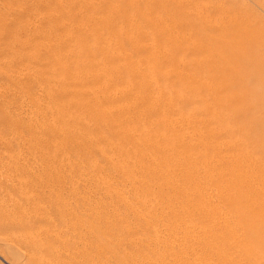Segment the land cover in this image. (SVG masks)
Instances as JSON below:
<instances>
[{"label":"rangeland","instance_id":"1","mask_svg":"<svg viewBox=\"0 0 264 264\" xmlns=\"http://www.w3.org/2000/svg\"><path fill=\"white\" fill-rule=\"evenodd\" d=\"M154 1L156 0H127V2L126 0H0V27L2 29H5L1 31V28H0V111H1L0 112V128H1L0 129V142H2L3 144L12 143V147L15 150L14 154L16 156L18 155L22 156V158H20V156H18V158H12L10 157V155L6 154L5 157H9V160H7L5 165H0V209L4 205L6 206L8 203L10 205L13 203L11 201L9 202L10 196L12 197L11 192H8L7 189L4 190V184L6 182L7 183L11 182L10 179L7 177L8 168L11 165H19L23 167V165H26V164H28L27 173L30 175L32 180H34L35 178H40V177L44 178L46 177V175H50V178L53 181L56 180L57 183H59V180H60V183L61 181L62 182L66 181L67 189L66 190L63 189L65 192H63L62 190L58 192L57 196L55 197L56 202H60V204L61 203L64 204V205L62 204L64 207L62 208V211L66 213L72 212L76 209V211L80 210L81 213L83 214L85 213V215H88L90 210L100 209V207H104V205H106L109 212H112V211L119 212L120 210H121L120 212H125L126 210H129V209L154 208L156 204H157L156 207H160L164 203H167V196H163L162 199L159 197H156V199L150 203H146L145 197L140 196L139 191L140 190L144 191V188L141 186L146 185L148 182H151L152 178H156L157 176L160 177L161 175H155L154 171L148 166V163L149 162L152 163L153 161V158H152L153 156L151 154L145 153L142 149H141V152H137L136 150L137 145L135 142H133L134 141L133 139L127 140L122 134L118 132H114L112 130V129H115L117 124H115V122L113 121L111 117L109 116H105V118L103 117L105 119L104 120L105 125L107 124L106 126H97V124H102L100 121H96L92 123L93 125L92 131H89V129L85 127H78V126L73 127L74 125L73 123L71 124V121H70L71 126L67 122L66 126L63 129L56 128L57 131H52L54 130V127L48 124V120H51V122L53 121V124H55V122L56 124H58L59 123L58 117L60 113L57 115L52 114L53 108L55 106L53 102H51L49 98L47 97L46 100H48L49 102L45 100V102H43L42 104V101L44 99H42L41 101L43 112L45 111V113H47L46 118H43L41 116L40 117L41 119H39V122H36L34 124H31V122L28 121L33 116L41 112L39 111L40 108L38 107V104H37V100H38L37 96H39L40 93L46 94L47 92L50 91V89L52 91V88L54 86L56 87L59 86V83L58 84L56 83V78L54 77L53 73L60 66L63 65L65 68L67 64H71L73 62L71 59L72 54H79V55L81 54L85 56L86 53L91 51V49L89 50V47L92 48L98 45L97 47L100 48V45L104 41L100 40L99 43H96L94 41H96L99 38L108 37L110 31L111 30L114 31L117 28L122 27L121 29H123L124 31L123 37L125 40L128 39L130 41L131 39L130 37H132V39L134 40L132 39L131 40L134 43L138 42L139 45L141 44L140 46H145V42L147 43L148 40H149L148 45L150 44L151 38H152L151 39L152 41L153 39L158 38L162 35V30H161L162 25L161 24L163 23L164 19L168 21L169 24L173 22L174 25L172 24L171 25L174 27V29L177 27V25L180 26L178 27L179 29L176 28L178 31L176 30L175 32V30L170 25V27L174 31L173 32L174 37L170 39L171 42L167 40L165 42H161L160 45L157 44L155 47V48L159 47L157 50L162 53L163 51H166V52L168 51L167 53H168L169 58L172 55V58L174 59L173 61L175 62V63L173 62L172 64H174L175 68H177L176 64H180V63L185 64L187 62H193V63L203 62L205 64L206 63L205 61L208 60V57L206 56V54L202 52L207 51L206 53H209V54L215 53L217 55V59L219 63L221 64L220 69L222 71L220 72V74H217V76H219L218 78L221 79V81H223L222 83L225 84L223 85V88L225 89L224 90L222 89V90L224 91V93L231 94L233 96V100L235 99L234 101L229 103V106L226 105L225 109H223L221 112H216L215 114L212 111H209V106H207V104L206 105L204 104L205 102L204 94H201V96H196V95L191 96L190 93H192L191 91L192 87H190L189 85H186L185 87L178 86L175 84V79L173 78L170 84L171 86H173L172 87L173 91L179 90V92L183 93L184 95L187 94L186 96L187 98L184 99L183 102H180L181 106L178 103L179 101L176 103L179 108V111L177 112V114L179 113L178 117L180 118L181 116L183 119H185L183 116H186L189 119H191L192 117H195L192 114L194 115L197 114L198 116L195 117V119L196 118L198 119L200 117V118L205 119L207 122H210L211 124H213V127L214 129L215 128L217 129L215 130L217 131V134H218V138H217L218 142L216 145L224 146L227 149L229 146H232V143L234 140L241 142L240 136L238 134V130L240 127H242V125L246 123L254 122V123H257L260 127L263 126L262 128H264V120L262 119V116L260 112L258 111V106L261 105V102L264 99V88L257 86L258 83L254 84V83H249L247 81L235 84L236 78L235 76H232L234 72H237V70L251 69L250 66H252V64H250L248 57L249 55L253 57V54H255L254 51H258L259 53L264 54V5H263L264 0H223L225 1L227 6H234L235 8H238L236 9L237 11H240V12L242 11L241 13L247 15L245 16L244 19H246V22L250 25V28L252 26L251 29L253 31V34L250 35L249 37V40H248L249 43L246 46L244 47L234 46L233 49L232 48L229 49L230 51L225 50V49L223 50L219 46L218 43L216 45V42L225 43V42L231 41V37H228L227 35H225L224 32H220L216 30L215 32L211 31L212 29H209L210 27L201 28L200 30L198 29V25L196 24L194 20H191V19L183 20L179 17L177 18L175 16L170 15L167 10H165L162 13L158 9L163 0H157L159 1L158 2L159 5L157 4L158 6L156 5L157 2H154ZM208 1L209 0H201V2L203 3H207ZM127 4L128 6H126ZM147 5L152 14L150 15L151 18L150 17L149 18L152 19L154 17L153 18L154 20L155 18H156V21L158 19L157 22L156 21L152 22L153 19L150 21V19H147V17L145 18L144 14L142 16L141 10L144 6H147ZM215 5L216 4H212L211 6L215 7ZM223 5L225 6V4ZM246 11H250V12L246 13ZM139 12L141 14L140 16L138 15ZM155 14H158L159 16L155 17L154 16ZM128 15L130 16L128 17ZM215 15L216 14L211 15V17L214 18ZM134 16H135L134 22L136 21L138 22V19H139V23H140V25H138L136 22L135 23L136 27L139 26L140 28L138 27V29H140V31L141 30L143 31L145 29L144 31L147 34L145 32L143 33L142 31L140 32L139 37H135L134 35L135 33L132 34L135 28L131 26L133 19L132 20H129V19H131L132 17L134 18ZM126 18H128V20H126ZM215 18H218V15ZM100 22H103V25L98 27V24ZM127 23H130V24H127ZM152 23L153 24L158 23L159 25L157 24L158 27H154L152 26ZM175 24L177 25L175 26ZM128 26L130 27L132 32L130 31ZM141 27L143 29H141ZM187 27H189V29ZM89 28H90V33L88 37L89 38L93 37L92 40H89L87 38L81 41L80 40L82 37L81 30L89 29ZM209 31L213 32V34ZM236 31H238V28L236 29ZM99 32L101 35L99 34ZM148 33L151 35H149ZM255 33L257 35H254ZM142 34L145 37H143ZM176 34L177 36H180V37L182 35L181 37L182 41L180 40L179 37L176 36ZM232 36H233V40H235L236 35L234 32ZM255 36H260L261 39L259 41H254ZM111 37H112L111 39H115L116 36H114V34L112 33ZM187 37L190 39H188ZM186 38L188 39V41H186ZM175 39H176V42L177 40L178 42L179 41L183 42V44L182 43L181 44L183 47L188 49L187 52L184 53V52L173 51L174 50L173 43ZM84 43H85V46L83 45ZM198 43H199V46H198ZM250 46H252V48ZM206 48L207 50H205ZM192 49H196V53H198L199 49L202 50V52H200L202 55H199V56L198 55L195 56L196 54L192 55L193 53ZM166 52L164 53L166 54ZM229 52H230V55L229 57H227L226 55ZM156 55H159V54H156ZM224 55L225 57H223ZM54 57L57 59V62H54V59H55ZM114 57H113V53H110V52L105 53V58L108 62L104 63V66L106 67V70L104 72V74L105 73L106 74L104 75V77H108L110 74L115 76L117 72H118L117 73L118 77L121 75L125 76L126 74L130 73L129 71H125L126 69L123 66V64L122 66L120 65L122 69L117 68V67H120L118 64L120 60H117L116 58L114 60ZM46 58L47 60H45ZM226 58H227V61H225ZM50 62L53 65L51 68H49V66L51 65L49 64ZM82 63L81 64L84 65V68L82 69L90 71V73H92V71H96L95 69L96 67L94 66L95 64L90 63V61L84 60ZM108 63L110 65V68L108 66ZM149 66L151 65H148L146 69L147 70L151 69L156 72L155 74H157L160 78L159 82H160V87L162 89L163 88V77L167 74L165 72V67L164 69H160L158 67L152 68ZM255 68L258 69V71H264V59L262 61L258 60L257 66ZM120 71H122V73H120ZM173 72L175 71H172V73ZM199 72H201L199 69L192 70L188 68L187 75L189 77L192 76V78L194 79H200L202 77L205 79L208 78L209 80L210 78L212 79L215 77L213 75L207 76ZM262 74L264 75V73ZM68 76L69 75H67L66 73L62 77L63 80H62V83H60V86L63 87L65 83L66 84L68 83V80H69ZM131 80L132 79L130 76L126 78L125 80L121 79L120 81L113 83L117 91L115 90V92H113L111 96H114L116 93L119 94V92L122 93L121 89H124L125 87H127L128 84L129 86H131L130 82H132L133 86L136 89H138L137 91L140 92V93L136 92L137 94L144 95L146 93L149 96L150 94L149 91H151L152 89H149L148 91V89H146L143 85L141 86L139 83L135 84ZM123 83L125 84L127 83V84L125 85ZM38 85H40L41 88ZM80 89L81 88L78 87V90ZM124 91H123L124 93H122L120 97L124 96V94L126 93V89H124ZM71 96H72V92L68 90V93L66 91V92L61 93L59 96H57V101L59 100V102L62 101V102L69 104L71 101L70 99ZM189 98H191L190 101H188ZM127 100L129 99L123 98L122 103L124 101L127 102ZM77 101L79 102V99ZM147 101H148V105H145L144 107H142L141 108L142 111L140 110L139 114H137V117L135 116L137 120H139L138 115H139V118H141L140 116L143 114L144 108L146 110L150 108L148 106H150L151 103L149 102L151 101H149L148 99ZM195 101L198 103L196 104ZM199 102H201V104ZM120 105L122 104L120 103ZM182 105L184 106V108ZM228 109L229 111L227 112ZM89 111L90 110H87L86 107L80 108V110L77 111L76 118L81 117V119H83L84 117V120L87 122L88 118L86 117ZM145 111L141 119L143 122L142 123L143 126L142 125L140 126V129H139L140 131H138V134L140 133L150 134L152 130L151 125L148 123V117L144 116V115H147ZM170 112H171L170 117L172 119L170 118V120L169 121L167 120V121L168 122L170 121L179 122L177 120L178 117H176L177 115L174 116L172 113L173 111H170ZM200 113L201 114L203 113L204 115L203 114L201 115ZM5 115L6 116L8 115V118L10 120L8 124L6 125L3 124V121L6 120L7 118ZM215 116L217 117L216 118L217 120L215 119ZM144 117L145 118L147 117V118L145 119ZM195 119L192 118L191 120L193 121ZM218 120L224 121L223 126H221V124H218V122L216 123V126H215V123L213 122H216ZM19 121L20 122L24 121V123L22 122L20 123ZM39 124L41 125L40 127H39ZM190 126L191 125L189 123H186L185 129L186 127L187 129L188 128L190 129ZM219 126L221 128H219ZM252 126H253V129H255V126L254 125ZM72 127L74 128V130L76 129L78 134H81L80 137L85 136V135L88 136L90 135V133L95 138L97 137L95 140H93L95 141L94 146L98 148L99 150L101 148L102 150H105V151L104 153L96 152L95 154L94 152L93 153L91 152L92 154L91 153L85 154L86 152H84L83 148H81V150L77 149L76 151H74L76 154L75 156H77V158H75V156L73 158V155L72 156L69 155L70 157H65V159H63L59 163V169H53L52 164H51L52 159L58 156V152L61 148L67 147L68 145L71 144V143L70 144L67 143L68 139L66 137L70 136V134L68 133H70V131H73ZM93 128L96 130H99V129L101 130L100 132L99 131L95 132ZM189 129L186 130L185 132V138L191 137L190 135L191 133ZM227 129H229L228 131L230 133L227 132ZM253 129L251 132L246 133L249 139L245 137H241V139L250 140L251 142L254 139V142H257V148L252 150L250 149V146H248L242 151H240L239 153L236 152L230 155L229 157L230 159L233 156H238V157L245 156L246 157L248 155L252 159L251 161L253 163L255 161H256L255 163H257L258 161L264 159V135L260 136L261 137L260 138L258 134L255 135V131ZM63 131H65V133H63ZM127 132L129 131H126V133ZM129 133H132V131ZM235 133L236 135H234ZM59 134L61 135L60 139L62 141L59 140L58 138L60 136ZM221 134H224L223 136L225 135L227 136L223 137ZM51 136H53V138H51ZM112 136L114 137V139ZM219 136L220 137L222 136V137L220 138ZM256 136L259 138L255 139ZM108 137H110V139ZM6 139L8 140L7 142H6ZM162 139L163 138L156 137V140L158 141H163ZM230 139H232V141ZM98 141H100V143ZM97 143L99 144L98 145L99 147L97 146ZM85 144L91 145V142L89 141ZM148 144L147 146L144 145L143 143L141 145L146 148L153 147L151 143H148ZM69 147L70 149H72V144L71 146H68L67 149H69ZM237 148L238 147H236V149ZM224 151L225 150H223L222 152ZM4 152H5L4 150H1V153H4ZM131 152H134L133 157L128 156L130 155ZM180 157H181L180 154L174 153V155L170 158L171 160L170 159L168 160V163L171 162L172 164H174V166H176L175 168L176 170H174L175 176H173V178L176 177V171L179 170V168L182 169V164L187 162V160L184 159L183 157L180 160ZM47 162L49 164V167L47 166L48 165ZM158 163L159 162L156 161V165ZM75 165L76 167H74ZM100 165L105 168L104 172L100 170ZM73 167L74 169H72ZM261 168L262 169H259L260 174L259 173L258 174L261 175L263 173L264 175L263 166H261ZM121 169H123L124 172H122ZM196 169L198 170V172L200 171L202 173H206V171H203L199 168H196ZM47 172H50V173L52 172V173L50 174ZM200 172L199 174L202 175V173ZM55 177H57L59 180H57V178ZM149 177H150V181H148ZM63 179L65 180L63 181ZM70 179L72 182H74L75 185L72 182H69ZM179 179L182 180L183 178H179ZM68 183L71 187L67 185ZM206 184H207V187H206L207 194L219 195V193H217L214 190L213 185L210 182H207ZM257 184L258 183L253 184L252 187L249 189L248 196L250 198H252L254 195L253 193H256L257 191H259L260 194L264 195V188H262L264 187V183H260L259 185ZM178 187L183 191L180 185H178ZM156 188L157 187L154 188L155 191H156ZM69 189L71 190L69 191ZM45 191H47V189H45ZM231 193L234 194L235 192L231 191ZM65 194L67 197L64 196ZM67 194H70L71 196ZM47 195L45 197H47ZM76 196L78 198H76ZM71 197L73 199H71ZM66 199L68 200L66 201ZM82 200L84 201L90 200L89 206L87 205L88 207H84L83 209H78L75 206H72L73 205L72 202L74 203L77 202V204L79 203V205H81V203L86 202ZM67 204L69 206L71 204L70 206L71 208H69ZM226 204H230V202ZM44 207L48 209L49 205L47 207V205L45 204ZM105 222L95 223V229L104 230L106 232V229L108 228L104 227L103 224H105ZM58 223H61V222H59L58 220ZM138 223L139 222L134 220L132 217L131 220L129 219V221L124 222L125 225L121 223V225H119L118 227V230L110 231L112 233L109 236H106L103 240V243L109 244L110 242L108 241L110 240L114 241L113 239L120 238L121 246H118V245H115V247L114 246H101L98 249H96V247L95 248L91 247L90 243L88 242L89 240L88 237L90 236L91 231L93 230V225L89 223H86L81 229H78L79 231L77 229L72 230L67 227H66L67 229L63 227L62 228L63 232L61 231L59 232L58 229L56 230V228H54L56 224L54 225L52 223V224H48L47 226L38 225L36 228L31 229V231H29L30 229H28L26 233H19L18 231H15L9 236H6L0 232V264H29L30 258L36 257V252L34 251L32 253H29L30 255H28L27 254L28 251H25V247L21 242L27 239L29 240L32 238L34 239L36 235L37 236L35 237V240L37 241H40V240L42 241L44 239H50L51 243L49 245V248H51V251L55 250L54 253H49V255L47 254V256L43 255V264H264V239L263 237L261 239L260 237H255L253 235L243 236L241 234L242 241H238V242L234 241V243H232L233 242L232 240V242H228L226 245L219 246V247L224 246L222 248L217 247V248H212L210 250L207 249L208 244L205 246L201 245L199 248L195 247V249L197 248V250H199L196 254H191L188 251L187 253H184L183 251L181 252V248L179 249L180 252L178 249L171 250L170 245L167 244L168 239L164 240L167 243L163 241V243H161L160 246L142 244L145 242V240H147V238L145 236H143L142 238V235H135L133 233L134 230H136L137 228H138L137 230H139L140 227L143 225L142 223H139V224H142L139 226ZM133 225L135 226L133 227ZM105 226H108V224H105ZM143 226L141 227L142 230H147V228H151L154 230L153 232H155L154 236L159 235V234H160L159 236H162V234L160 233L161 232L160 227H157V226H152V227L144 226L143 227ZM42 232H43V235H42ZM70 232L72 233L73 236L71 235ZM144 233L148 234V232H144ZM65 234L66 236H64ZM74 235H76V237ZM141 238L143 241H141ZM9 239H12L14 241H10ZM91 239L96 240V237L91 238ZM52 240L54 242H52ZM60 241H62V243ZM72 242H75V243H72ZM67 243H69V245ZM53 244L55 245L53 246ZM89 246L91 250L89 249ZM59 247H61V249ZM188 247L193 248L189 246V244H186L184 248L189 249ZM164 249L166 251H164ZM21 250L25 251L26 253ZM219 250H227V254L219 255L218 254Z\"/></svg>","mask_w":264,"mask_h":264},{"label":"bare ground","instance_id":"2","mask_svg":"<svg viewBox=\"0 0 264 264\" xmlns=\"http://www.w3.org/2000/svg\"><path fill=\"white\" fill-rule=\"evenodd\" d=\"M154 2H157L156 3L157 5L159 1L156 0ZM212 4H216L215 7L211 6ZM223 4H225V6ZM126 6H128V4ZM236 9L238 8H235L234 6H227L225 1L223 0H209L207 3H203L201 2V0H163L158 10H160L162 13L165 10H167L170 15L175 16L177 18L179 17L183 20H190V19L194 20L196 24L198 25V29L200 30L201 28L210 27L209 29H212L211 31L215 32L216 30V31L224 32L225 35H227L228 37H231V41L225 42V43L216 42V45L218 43L219 46L223 50L225 49V50L230 51L229 49L230 48L233 49L234 46L235 47L246 46L249 43L248 40H249L250 35L253 34V31L251 29L252 26L250 28V25L246 22V19H244L245 16L247 15L241 13L242 11L241 12L237 11ZM248 12L250 11H246V13ZM141 14L142 16L144 14V17L145 18L147 17V19L151 18L150 15L152 14L148 8V5L142 8ZM141 14L140 12L138 13L139 16ZM213 14H216L215 17L218 15V18H215V17L212 18L211 15ZM129 16L130 15H128V17ZM135 16L134 18L132 17L131 19H129V20L133 19L131 26H133L135 30L132 32L129 26L128 28L130 29L132 34L135 33L134 34L135 37H139L140 32L142 30L140 31V29H138L139 26L136 27L135 23L137 21L134 22ZM154 16L156 17L159 15L155 14ZM152 19H150V21ZM126 20H128V18H126ZM153 21H156V18L155 20L153 19L152 22ZM130 23H127V24H130ZM137 24L140 25L139 19H138ZM157 24L152 23V26L158 27L159 24L158 25ZM171 24L174 25L173 22ZM171 24H169V22L164 19L163 23L161 24L162 25L161 27L162 35L158 38L153 39L152 41H151L152 39L151 38L149 45H148L149 40L147 41V43L145 42V46H140L141 44L139 45L138 42L134 43L132 41L134 40L132 39V37H130L132 39V40L130 39V41L128 39L125 40L123 37L124 31L123 29H121L122 28L121 27V28H117L114 31L111 30L108 37L104 36L106 38H99L96 41H94L96 43H99L100 40H103L104 42L100 45V48L97 47L98 45L92 48L89 47V50L91 49V51L85 54L86 57L81 54L80 55L72 54L71 59L73 62L71 64H67L65 68L63 65L60 66L53 73L54 77L56 78V83L57 84L59 83V86H60V83H62V80H63L62 77L67 73V75H69L68 83L67 84L65 83L63 87L62 86L59 87L58 85H57L58 87L54 86L52 88V91L50 89V91L47 92L46 94L40 93L39 96L35 95L38 97L37 104H38V107L40 108L39 111L41 112L33 116L30 120H28L29 122H31V124H34L36 122H39V119H41L40 118L41 116L43 118H46L47 113H45V111L43 112L41 101L42 99H44L42 101V104H43V102H45L47 97L49 98L51 102H53L55 106L53 108L52 114L57 115L60 113L58 117V122H59L58 124H56L55 122L56 124L55 125L53 124V121L51 122V120H48V124L54 127V130L52 131H57L56 128L63 129L66 126L67 122L70 125V121H71V124L73 123L74 125L73 127L75 126L85 127V128H88L89 131H92V127H93L92 123L96 121H100L102 124H97V126H106L107 124L105 125L104 123L105 116L111 117L113 121L115 122V124H117V126L114 124L116 127L115 129H112V130L114 132H118L122 134L127 140L133 139L134 140L133 142H135L137 145V148H136L137 152H141V149H142L145 153L151 154L153 156L152 157L153 161L152 163L149 162L148 166L154 171L155 175H161L160 177L157 176L156 178H152L151 182H148L147 184L145 183L146 185H142L141 187L144 188V191H141V190L139 191L140 196L145 197L146 203H150L154 201L156 197H159L162 199L163 196H167V203H164L160 207H156L157 205L156 204L154 208L129 209V210H126L125 212H120L121 211L120 209H119L120 210L119 212H115V211L109 212L106 205H104V207H100V209H93V210L89 209L90 211L88 215H85V213L84 214L81 213L80 210L76 211V209L75 210L73 209L74 211L72 212L66 213L62 211V208H64L63 207L64 204L63 203L60 204V202H56V198H55L58 192L62 191L63 189L65 190L67 189L66 181H64L65 179H63L64 182L61 181L60 183V180L57 177H55L57 178V180H59V183H57L56 180L53 181L50 178V175L45 174L46 177L44 178L40 177V178H35L34 180H32L30 175L27 173L28 164L23 165V167L19 165H11L7 170V177L10 179L11 182H8V183L6 182L5 184L4 183L3 184H4V190L7 189L8 192H11L12 197L10 196L9 202L11 201L13 203L10 205L7 202L8 204L6 206L4 205L0 209L1 210L0 211V232L1 233H3L6 236L11 235L15 231H18L19 233H26L28 229H30L29 231H31V229L36 228L38 225L47 226L48 224H52V223L55 225L56 223H58V220L61 223H58L60 225L56 224L54 228H56V230L58 229L59 232L60 231L63 232L62 231L63 227L64 228L67 227L72 230H76V229L78 230V229H81L86 223H89L93 225V230L91 231V234L88 233L90 234V236L88 237L89 238L88 242L90 243L91 247H94V248L96 247V249H98L101 246H114L115 247V245L121 246L120 244L121 239L119 237H118L119 239H113L114 241L112 240L108 241L110 242L109 244L103 243L104 238L106 236H109L112 233L110 231L118 230V227L119 225H121V223L124 224V222L129 221V219L131 220V218L133 217L134 220L138 221L139 223H142L144 226H147V227L157 226L161 228L160 233L162 234V236H159L160 234L154 236L155 232H153L154 231L153 229L147 228V230H142L141 227L143 225L138 223L139 226L142 225L140 227L141 230L140 229L137 230L138 229L137 228L136 230L133 231V233L135 235H142V238L143 236L147 238V240H145V242L142 244L160 246V244L163 243L164 240L168 239L167 241L168 243L166 241L164 242L170 245L171 250H177V249L179 250L181 248V252L183 251L184 253H187L188 251L191 254H196L199 250H197V248L195 249V247L199 248L201 245L205 246L208 244V248L207 247L206 248L210 250L212 248H217L220 245H226L228 242H232V240H233L232 243H234V241L235 242L242 241L241 234L243 236L253 235L255 237H260L261 239L263 237L264 239V195L260 194L259 191H257L258 193L254 191L256 193H253L254 195L252 198L248 196V191L252 187L253 184L258 183L257 185H259L260 183H264L263 173L261 172L262 174L259 175L260 174L259 169H262L261 166H263L264 168V164H263L264 159L258 161L257 163H255L256 161L253 163L249 155L246 157L245 156L244 157L243 156H239V157L233 156L231 157V159L229 158L230 155H232L233 153H236V152L239 153L240 151H242L248 146H250V149L252 150L256 149L257 142H254V139L251 142L250 140H242L241 137H245L249 139L246 133H249L252 131L253 129L252 125L255 126V129H253L255 131V135L258 134L259 137L264 135V128H262L263 126L260 127L257 123H254V122L246 123L242 125V127H240L238 130V134L240 136L241 142L234 140L232 143V146H229L226 149V147L224 146L216 145L218 142V139H217L218 134L216 131L217 129L216 128H215L216 130L214 129L213 124H211L210 122H207L205 119L200 118V117L198 119L196 118L197 119L196 120L195 117L198 116L197 114L195 115L192 114L193 116H195V117H192L195 119L193 121L191 120L192 118L189 119L186 116H183L185 119H183L181 116L180 118L178 117L179 113L177 114V112L179 111V108L176 103L179 101L178 103L180 105L181 104L180 102H183V100L187 98L186 97L187 94L184 95L183 93L179 92V90L173 91L172 89L173 86L170 85L172 82V78L175 79V84L178 86L185 87L186 85H189L190 87H192L191 89L192 93H190L191 96L193 95L201 96V94H204L205 95L204 104L205 105L207 104V106H209V111H212L215 114L216 112H221L223 109H225L226 105L229 106V103L234 101L235 99L233 100V96L231 94L224 93L223 91L225 89L223 88V85L225 84L222 83L223 81H221V79L218 78L219 76H217V74H220V72H222L220 69L221 64L219 63L217 59V55L215 53L209 54V53H206L207 51L202 52V50L200 49L198 53H196V49L198 48L192 49L194 53L193 54L191 52L192 55H195V54H196L195 56L202 55L200 52L206 54V56L208 57V60L205 61L206 63L204 64L203 62H195V63L193 62L185 63L184 62L185 64L183 63L176 64L177 68H175L174 64H172L174 62L172 55L169 58L168 53H167L168 51L166 52L161 49L163 53L166 52L167 54L166 55L165 53L163 54L162 52L157 50L159 47L155 48L157 44L160 45L161 42H165L167 40L170 41V39L174 37L173 36L174 31L172 30V28L174 29V27ZM101 25H103V22H100L98 24V27ZM170 25L172 26V28L170 27ZM176 25L177 24H175V26ZM178 27L180 26L177 25L176 28ZM176 28L174 29L175 32L177 30ZM187 28L189 29V27ZM237 28H238V31H236ZM141 29L143 28L141 27ZM2 30H5V29L1 28V31ZM144 30L142 31L143 33L145 32ZM233 32L236 35L235 40H233V36H232ZM89 33H90V28L81 30L82 37L80 40L83 41L84 39H87V38L89 40H92L93 37H90V38L88 37ZM112 33L114 34V36H116L115 39H111ZM211 33L213 34V32ZM254 35H257V34L255 33ZM177 37H179L181 40L182 35L181 37L180 36H177ZM187 38H186V41L190 39V38L188 39ZM260 39H261L260 36L254 37V41H259ZM181 41L178 42L177 40L176 42V39H175L173 43V48H174L173 51L184 52V53L187 52L188 49L182 46L183 42ZM83 45L85 46V43ZM198 46H199V43H198ZM250 47L252 48V46ZM205 50H207V48ZM106 52L113 53V57L115 55L114 60L115 58L117 60H120L118 63L119 66L120 65L122 66L123 64V66L126 69L125 71H129L130 73L126 74L125 76L120 74L121 76L118 77L117 76L118 72H117L115 76L110 74L108 77H104V75L106 74V73L104 74L106 70L104 63L108 62L105 58ZM254 52L255 54H253V57L251 55H249L248 57L250 64H252V66H250L251 69L237 70V72H234L232 76H235L236 78L235 84L247 81L249 83H254V84L258 83L257 86L264 88L263 86L264 85V75L262 74L264 73V71H258V69L255 68L257 66L258 60L262 61L264 59V54L259 53L258 51H254ZM156 54H159V55H156ZM229 55H230V52L227 53L226 56L229 57ZM223 57H225V55ZM45 60H47V58ZM84 60L90 61V63L95 64L94 66L96 67L95 68L96 71H92V73L94 72L93 74L90 73V71L82 69L84 68V65H82L84 64L82 63ZM225 61H227V58L225 59ZM54 62H57L56 58L54 59ZM49 64H51L49 66V68H51L53 65L51 62ZM148 65H151L149 67H152V68L158 67L160 69H164L165 67V72L167 74L166 75L164 74L165 76L163 77V88L162 89L160 87L159 76L155 74L156 73L155 71L151 69L147 70L146 68ZM108 66L110 68L109 63H108ZM121 66L117 68L120 69ZM188 68L192 70L199 69L201 71L199 73H203L207 76L213 75L215 77L212 79L210 78L209 80L208 78L205 79L202 77L200 79H194L192 78V76L189 77L187 75ZM172 71H175V72L172 73ZM120 73H122V71H120ZM130 76L132 79L131 81H133V83L135 84L139 83L141 86L143 85L146 89H148V91L149 89H152L151 91H149L150 94L148 93L149 96L146 93L144 94L146 96H144L143 94H137L136 92H139V91H137L138 89H136L133 86L132 82H130L131 86H129L128 84L127 87L124 88L126 89V93L124 94L123 97H120V95L125 92L124 89H121L122 93L119 92V94L116 93L114 96H111L113 92H115L116 90L113 83H116L117 81H120L121 79L125 80L126 78ZM38 86L41 88L40 85ZM78 87L81 89L78 90ZM68 90L72 92V96L70 97L71 99L70 103L68 104L62 101L59 102V100L57 101V96H59L61 93L66 92V91L68 93ZM123 98L129 99V100H127V102L124 101L125 103L124 102L122 103ZM78 99H79V102L77 101ZM147 99L151 101L149 102L151 104L150 106H148L150 108L147 107L148 108L147 110L144 108V111L146 110L145 112L147 114L144 116L148 117V123L151 125L152 130L150 134L149 133L138 134V131H140L139 130L140 126L143 123L141 119H142V115L144 114V111H143V114L140 116L141 118H139V115H138L139 120H137L135 116L137 117V114H139L140 110L142 111L141 109L142 107H144L145 105H148ZM190 99L191 98H189L188 101H190ZM120 103L122 105H120ZM197 103L198 102H196V104ZM199 103L201 104V102ZM263 104H264V99L261 102V105L258 106V111L260 112L262 119L264 120V105ZM84 107H86L87 110H90L86 117L88 118L87 122L84 120V117L83 119H81V117L76 118L77 111H79L80 108H84ZM170 111H173L172 113L174 116L177 115L176 117H178V119L177 118L176 119L179 122H176V121L168 122L171 118ZM228 111L229 109L227 110V112ZM6 117H7L6 120L3 121L4 125L8 124V122L10 121L8 118V115ZM216 118L217 117L215 116V119ZM21 122L24 123V121H21ZM217 122L218 124H221V126H223L224 121L218 120L216 122H213L215 123V126ZM186 123H189L191 125L190 129L188 128L191 133L190 138L189 137L185 138V132L186 130H188L187 127L185 129ZM40 126L41 125L39 124V127ZM73 127H72L73 131H70V133H68L70 134V136L67 134L69 137H66L65 135V137L68 139L67 143L72 144V149H70V147L69 149H67L68 146H71L70 144L67 147L63 146L64 148H61L59 150L58 156L52 159L51 161L53 169H59V163L63 159H65V157H70L69 155L71 156L73 155V158H74V156L76 155L74 151H76L77 149L81 150V148H83L84 152H86L85 154H90L91 152L92 153L94 152L95 154L96 152L104 153L105 151V150H102L101 148L99 150L98 148L94 146L95 141L93 140H95L97 137L95 138L94 136H92L91 133L90 135H88L89 137L86 135L80 137L81 134H78L76 129L74 130ZM219 128L221 127L219 126ZM100 130L101 129L99 130L94 129L95 132H98V131L100 132ZM228 130L229 129H227V132H229ZM126 131H129V132L132 131V133H129V132L126 133ZM63 133H65V131H63ZM236 133L234 135H236ZM221 135L223 136L224 134H221ZM60 137L61 135L58 137L59 140H61ZM156 137L163 138L162 139L163 141L156 140ZM259 137L256 136L255 139H258ZM51 138H53V136H51ZM108 138L110 139V137ZM232 139L230 140L232 141ZM7 141L8 140L6 139V142ZM89 141L91 142V145L85 144ZM98 142L100 143V141ZM142 143L146 146L148 143H151L153 147L146 148L141 145ZM98 145L99 144L97 143V146ZM236 147L238 148L236 149ZM1 150H4L5 152L1 153ZM223 150L225 151L222 152ZM14 151L15 150L12 147V143L3 144L2 142H0V165H5L7 160H9V157H5L6 154L10 155V157L12 158H18V156H20V155L16 156L14 154ZM174 153L180 154L181 156L180 160L183 157L184 159L187 160V162L182 164V169L179 168V170L176 171V177L173 178V176H175L174 170H176L175 169L176 166H174V164H172L170 161H169L170 163H168V160L174 155ZM128 156L133 157L134 152H131L130 155ZM20 158H22V156H20ZM75 158H77V156H75ZM156 161L159 162L157 165H156ZM245 164H247L248 167ZM76 165L74 167H76ZM47 166L49 167V164ZM74 167L72 169H74ZM196 168L206 171V173H202L199 171L200 173H202L201 175L199 174ZM104 169L105 168L100 165V170L102 172H104ZM121 170L122 172H124L123 169ZM47 173H50V172H47ZM179 178H183L184 180L183 179L181 180ZM148 181H150V177ZM69 182H72L71 179ZM207 182H210L213 185L214 190L217 193H219V195L207 194V188H206ZM72 183L74 184V182ZM160 184H162L163 186ZM67 185H69V183ZM178 185H180L183 191L178 187ZM155 187H157L156 191L154 190ZM45 189H47V191H45ZM71 189H69V191ZM231 191L232 192L234 191L235 193L232 194ZM63 192L65 191L63 190ZM70 194H67V195H70ZM46 195L47 197H45ZM64 196H66V194ZM72 197L71 199H73ZM76 198L78 197L76 196ZM67 200L68 199H66V201ZM89 201H86L85 203H81V205H79V203L77 204V202L76 203L72 202L73 203L72 206H75L78 209H83L84 207L89 206ZM229 202L230 204H226ZM44 203L47 205V207L49 205L48 209L45 208L46 206L44 207L45 205ZM70 206L69 208H71ZM101 222L102 223L105 222V224H108V226H105V224H103L104 227L108 228L106 229V232L104 230L95 229V223H101ZM134 226L135 225H133V227ZM144 232H148V234ZM42 235H43V232H42ZM64 236H66V234ZM74 236L76 237V235ZM35 237L34 239L32 238L30 240L29 239L23 240L21 243L24 245L25 251H28L27 253L28 255H30L29 253H32L34 251L36 252V257L35 258L31 257L29 264H43V255L47 256V254L49 255V253H54L55 250L51 251V248H49V245L51 243L50 239H44L42 241L41 240L37 241L35 240ZM94 237H96V240L91 239ZM142 238H141V241H143ZM9 240L14 241L12 239H9ZM52 242L54 241L52 240ZM60 242L62 243V241ZM72 243H75V242H72ZM185 243L189 244V246L193 248L188 247L189 249H185L184 248L186 246ZM67 244L69 245V243ZM54 245L55 244H53V246ZM90 246H89V249H90ZM222 247L224 246H221L219 248H222ZM59 248L61 249V247ZM164 251L166 250L164 249ZM218 254L225 255L227 254V250H219Z\"/></svg>","mask_w":264,"mask_h":264}]
</instances>
